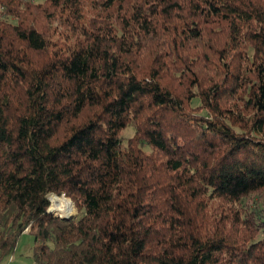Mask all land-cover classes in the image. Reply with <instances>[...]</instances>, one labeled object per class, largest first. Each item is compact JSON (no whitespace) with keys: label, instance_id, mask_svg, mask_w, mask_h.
I'll use <instances>...</instances> for the list:
<instances>
[{"label":"trees","instance_id":"trees-1","mask_svg":"<svg viewBox=\"0 0 264 264\" xmlns=\"http://www.w3.org/2000/svg\"><path fill=\"white\" fill-rule=\"evenodd\" d=\"M27 230L35 264H264V0H0V262Z\"/></svg>","mask_w":264,"mask_h":264},{"label":"rangeland","instance_id":"rangeland-1","mask_svg":"<svg viewBox=\"0 0 264 264\" xmlns=\"http://www.w3.org/2000/svg\"><path fill=\"white\" fill-rule=\"evenodd\" d=\"M132 134H133V130L131 128H128L124 131L123 136L126 138L127 137L129 138ZM49 199H51L50 205L52 209L56 210L57 204L61 203L65 206L67 210L68 215H66L65 217L67 216H68L67 218L76 217V214H77L76 208H75L76 206L73 200H70L62 196L57 197L54 195H50ZM67 205L68 206L70 205L72 207L71 208L72 211L69 210ZM60 215L62 216V214ZM33 245H34V236L32 234H29L28 232H24L19 238L14 254L12 256H9L8 258L3 259L0 262V264H35L33 260L31 259Z\"/></svg>","mask_w":264,"mask_h":264},{"label":"bare ground","instance_id":"bare-ground-1","mask_svg":"<svg viewBox=\"0 0 264 264\" xmlns=\"http://www.w3.org/2000/svg\"><path fill=\"white\" fill-rule=\"evenodd\" d=\"M56 211L59 212L60 214H62L61 217L64 216L63 218H65V216L68 215L65 206H64L63 204H61V203H58V204H57V206H56ZM60 214H59V215H60ZM59 217H60V216H59ZM67 217H68V216H67Z\"/></svg>","mask_w":264,"mask_h":264},{"label":"water","instance_id":"water-1","mask_svg":"<svg viewBox=\"0 0 264 264\" xmlns=\"http://www.w3.org/2000/svg\"><path fill=\"white\" fill-rule=\"evenodd\" d=\"M62 197H64V196H62ZM49 200H50V199H49ZM50 209H51V205H50L49 209L47 210V213L54 215V214L50 211ZM54 216H55V215H54ZM55 217H58V216H55ZM59 218L64 219V220H70V219H72L73 217H69V218H67V217H65V218H63V217H59Z\"/></svg>","mask_w":264,"mask_h":264},{"label":"built area","instance_id":"built-area-1","mask_svg":"<svg viewBox=\"0 0 264 264\" xmlns=\"http://www.w3.org/2000/svg\"><path fill=\"white\" fill-rule=\"evenodd\" d=\"M27 231H28V230H27ZM27 231H26V232H27Z\"/></svg>","mask_w":264,"mask_h":264},{"label":"crops","instance_id":"crops-1","mask_svg":"<svg viewBox=\"0 0 264 264\" xmlns=\"http://www.w3.org/2000/svg\"><path fill=\"white\" fill-rule=\"evenodd\" d=\"M28 232V231H27ZM13 259V258H12Z\"/></svg>","mask_w":264,"mask_h":264}]
</instances>
